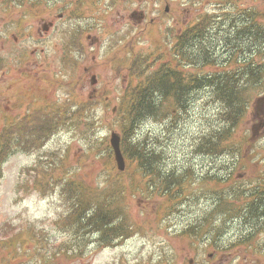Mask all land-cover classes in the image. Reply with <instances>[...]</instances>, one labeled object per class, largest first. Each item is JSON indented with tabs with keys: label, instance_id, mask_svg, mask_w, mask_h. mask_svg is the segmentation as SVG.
Masks as SVG:
<instances>
[{
	"label": "rangeland",
	"instance_id": "1",
	"mask_svg": "<svg viewBox=\"0 0 264 264\" xmlns=\"http://www.w3.org/2000/svg\"><path fill=\"white\" fill-rule=\"evenodd\" d=\"M148 1L147 20L153 19L154 24L137 27L140 42L135 48L141 54L149 53V44L152 43L154 48L170 34V28L166 27L170 25V17L163 11L165 2L169 13L180 19L183 29L196 24L205 14H213L229 5L225 0ZM234 1L237 13L253 11L257 13L258 22L264 24V0ZM127 15L128 12L120 9L118 14L109 17V22L117 29ZM41 16L40 13L33 15L24 21V26H33L35 34L40 28ZM53 17L56 18V11ZM159 22L165 25L162 29ZM64 24L65 21L58 22V29ZM222 26L223 32L230 28L229 23ZM223 32L215 38L220 40ZM111 39L106 34L94 33L83 37L84 58H77L76 68L69 67L70 62L63 58L65 52L52 48L64 44L58 34L37 42L46 49L43 54L37 51L32 53V58H27L29 51H26L21 65H18L21 51L7 43L0 47V56L8 60V66L0 73V105L6 107V115L14 120L10 127L12 132L7 133L5 139L19 141L14 127L23 126L24 122L30 124L35 119L32 112L43 102L50 106L48 110L55 107L63 112L53 117L59 122L56 133L38 152H33L30 147L32 152H22L21 144L11 140L13 154L2 165L0 175V234L16 229L18 224L19 231L11 235L8 244L0 242V264H46L49 257L47 241L55 245L69 243L72 232L63 220L70 197L67 194L60 197L55 183H67L72 188L80 186L85 191L88 187L97 189L102 196L113 193L116 196L113 203L117 204L120 216L111 232L127 238L121 241L109 238L111 245L106 247L98 240L100 233L90 236L83 231L81 235L86 242L83 255L78 257L68 250L70 260L56 262L54 259V264H148L150 257L152 264H264V221L255 230L251 222L228 221L223 215L213 213L215 204L221 200H225V210L239 211L244 202H249L246 197L242 201L239 190L264 174V167L256 163L264 157V100L258 102L254 98L251 101L234 136L235 143L241 148V157L229 171L233 173L232 180L220 189L214 187L210 177H225L237 156L215 157L216 154H203V148H198L201 132L214 124L216 113L214 105L207 103L208 97H204L208 95L206 90L195 89L189 96L190 104L185 103V111H179L172 99L166 112L140 122L131 143L156 149L160 160H154L160 163L159 171L189 175L183 186L187 198L182 199L184 203L179 205V211L173 212L178 209V203L169 198L172 194L165 197L150 194L162 188L156 178L150 179L153 189L141 191L145 178L134 173L136 167H130L127 159L123 175L116 176L113 168L107 141L111 131L120 133L123 128L127 100L122 99V93L133 87L135 80L131 86L124 83L126 70L118 76L117 68L107 61L110 58L107 44ZM35 41L36 37H28L23 44L32 49L36 46ZM215 49L220 62L229 65L225 48L219 44ZM149 62L154 65L150 68H156L159 61L154 55ZM212 70L206 67L203 71ZM184 72L197 73L198 70L184 68ZM92 75L98 79L93 86L90 84ZM48 79L52 83L49 84ZM101 92L105 93L104 100L88 99ZM116 106L120 111L113 114L112 108ZM72 112L78 113L71 115ZM26 118L30 120L27 122ZM42 168L46 171L40 175ZM89 195L93 197L91 192ZM213 216L216 218L211 225L213 231L207 233L201 220ZM189 225L192 235L185 232Z\"/></svg>",
	"mask_w": 264,
	"mask_h": 264
},
{
	"label": "trees",
	"instance_id": "2",
	"mask_svg": "<svg viewBox=\"0 0 264 264\" xmlns=\"http://www.w3.org/2000/svg\"><path fill=\"white\" fill-rule=\"evenodd\" d=\"M256 15L248 12L246 24L238 22L234 25L233 29H229V31L220 36L221 45L230 54L229 59L233 57L229 65L220 62L219 57H217L216 45H213L214 38H210L212 36L207 37V32L197 27L192 29L188 33V44L191 47H198L189 52L192 63L196 67L200 66L201 70L204 66L209 65L215 71L211 74L200 72L199 78L191 74L190 82H185L184 79L182 81L177 72V67H168L167 69L164 66L154 72L152 75L153 79L149 80L142 89H139L140 86H138L135 96L130 99L124 132L133 133L139 123L156 110L153 97L155 93L161 96L162 90L165 94L172 96L171 93L176 95L178 89L183 91V93L184 91L188 93L190 88L189 83L193 80L196 85L200 84L196 89H205L209 92L210 97L213 95L212 103L215 104L216 110L215 122L205 129L199 137L198 148H203L202 152L204 153H214L217 156L226 155L227 152H234V155L239 154L240 148L235 143L234 136L244 121L252 99L260 93H264V24L258 22ZM197 37L201 38L198 40H203L198 42ZM185 51L188 52L187 50ZM243 78H248V81H242ZM142 81L146 82V79ZM165 83H168V87H166ZM129 146L131 147V151L128 152V156L138 164L141 169L140 174L142 176L145 173L152 175V167L155 164L153 159L156 154L155 150L145 148L143 144L139 145L137 142L130 143ZM11 148L10 141H6L0 146V164L8 153L12 152ZM158 157L159 155L157 159ZM164 179L165 181H175V178L172 176L165 177ZM228 179H231V176L213 178L212 181L214 184L216 183L217 188H220L221 186H225ZM185 180L186 176H178V185ZM241 196L249 198V201L254 200L242 212L246 215L251 211L249 216L254 218V226L259 227L261 223L257 222L264 221V209H260L259 211L250 210V206L259 204L260 201L264 200V179L253 186L248 193L242 191ZM77 198L82 200L80 194ZM219 203V205L217 204L216 212L221 211L226 213V215L227 212L229 214L236 213L233 209H224L223 203H225V200H221ZM82 208L84 212L86 211V213L90 214L88 217L89 224L96 231L100 227H111L110 224L114 218L102 208L98 206L89 209L88 206ZM230 217H238V213ZM18 231L19 225H17L16 229H12L9 232L17 233Z\"/></svg>",
	"mask_w": 264,
	"mask_h": 264
},
{
	"label": "flooded vegetation",
	"instance_id": "3",
	"mask_svg": "<svg viewBox=\"0 0 264 264\" xmlns=\"http://www.w3.org/2000/svg\"><path fill=\"white\" fill-rule=\"evenodd\" d=\"M136 6L137 0H0V47L7 43L21 51V65L26 57L25 51L43 54L46 49L37 42H43L55 34L66 38L65 44L52 47L63 52L76 50L72 44L73 37L106 34L114 38L112 48L118 52L117 57L127 59L136 52V38L133 36L138 19ZM120 9L128 12V15L124 23L114 29L109 17L118 14ZM54 11L56 18L53 17ZM38 13L42 15L40 28L34 34L33 26H24V21ZM60 21H65V24L58 29ZM28 37H36V46L32 49L23 44V40ZM81 50L85 51L82 45ZM5 59L0 56V66L5 63ZM95 97L98 98L97 95Z\"/></svg>",
	"mask_w": 264,
	"mask_h": 264
},
{
	"label": "water",
	"instance_id": "4",
	"mask_svg": "<svg viewBox=\"0 0 264 264\" xmlns=\"http://www.w3.org/2000/svg\"><path fill=\"white\" fill-rule=\"evenodd\" d=\"M110 143L114 151L115 160L117 162V165L119 169H123L124 163H123V158H122V155L120 153V148H119V144H120L119 136L115 133H112Z\"/></svg>",
	"mask_w": 264,
	"mask_h": 264
}]
</instances>
